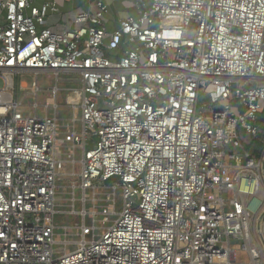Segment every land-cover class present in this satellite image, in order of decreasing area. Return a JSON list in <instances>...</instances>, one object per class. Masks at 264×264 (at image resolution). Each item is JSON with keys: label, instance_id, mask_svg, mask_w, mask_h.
Instances as JSON below:
<instances>
[{"label": "built area", "instance_id": "2783aa9c", "mask_svg": "<svg viewBox=\"0 0 264 264\" xmlns=\"http://www.w3.org/2000/svg\"><path fill=\"white\" fill-rule=\"evenodd\" d=\"M0 79V264H264V0H0ZM65 180L118 219L58 240Z\"/></svg>", "mask_w": 264, "mask_h": 264}, {"label": "rangeland", "instance_id": "374dc122", "mask_svg": "<svg viewBox=\"0 0 264 264\" xmlns=\"http://www.w3.org/2000/svg\"><path fill=\"white\" fill-rule=\"evenodd\" d=\"M125 0H119L121 4ZM135 1V0H129ZM72 75H64V77H71ZM73 77V76H72ZM38 79L43 88L48 89L52 88L56 81L55 76L48 73H41L39 75L25 74L16 78V89L14 90L15 96L18 101H22L25 99V104L33 103L34 99L31 96L33 93L32 83ZM20 82H25L28 84L29 88L25 89L20 86ZM27 84H25L27 86ZM74 83H67L66 85L71 86ZM4 85V81L0 79V86ZM60 102H64V93L60 95ZM39 101L43 103H47L51 101L50 96H46L41 94L39 97ZM202 105L200 102L199 107ZM21 112L28 114L31 112L30 109H23ZM41 112V111H40ZM50 113H52L50 111ZM60 116L63 118L65 116H71V112L66 109L60 110ZM241 131V130H240ZM242 132V131H241ZM244 140L246 149L255 153L257 150H262L264 148V142L252 140L250 142V136H247L244 133ZM61 155L59 158L65 159L64 153L66 152L64 149L61 151ZM77 158H80V154H78ZM58 170L62 172H72L73 166L71 164L59 163ZM76 170L79 171L80 167L77 165ZM70 184L69 180L62 181L60 185L62 187L58 190L60 195V200L56 205L59 213L55 216V222L59 225L57 233L62 234L58 235L57 239L62 240L67 238L70 242H77L81 240L83 237L87 239H91L94 236L100 235L105 231L106 228L111 226L119 217L121 208H122V192L117 190L111 185H113L112 181H108V183H101L98 190H87L86 192L77 189L75 193L67 187ZM108 185L105 187L104 185ZM67 230V232H66ZM66 232L67 236L64 235ZM68 250H72L74 246L70 243ZM240 245V242H238ZM239 261H247V255L245 253L239 252Z\"/></svg>", "mask_w": 264, "mask_h": 264}, {"label": "crops", "instance_id": "0c3cea01", "mask_svg": "<svg viewBox=\"0 0 264 264\" xmlns=\"http://www.w3.org/2000/svg\"><path fill=\"white\" fill-rule=\"evenodd\" d=\"M59 2H61V3H63L64 2V0H58Z\"/></svg>", "mask_w": 264, "mask_h": 264}]
</instances>
